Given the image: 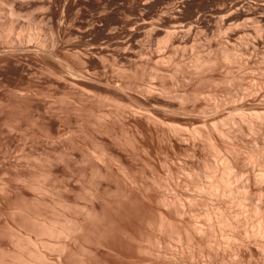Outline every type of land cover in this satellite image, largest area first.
Masks as SVG:
<instances>
[{
    "label": "rangeland",
    "instance_id": "374dc122",
    "mask_svg": "<svg viewBox=\"0 0 264 264\" xmlns=\"http://www.w3.org/2000/svg\"><path fill=\"white\" fill-rule=\"evenodd\" d=\"M0 264H264V0H0Z\"/></svg>",
    "mask_w": 264,
    "mask_h": 264
},
{
    "label": "bare ground",
    "instance_id": "6f19581e",
    "mask_svg": "<svg viewBox=\"0 0 264 264\" xmlns=\"http://www.w3.org/2000/svg\"><path fill=\"white\" fill-rule=\"evenodd\" d=\"M257 115H258V114H257ZM252 116H255V114L252 115ZM259 117H260V116H259ZM259 117H258V118H259ZM256 118H257V117H256ZM260 118H261V117H260ZM226 169H227V168H226ZM225 171H226V170H225ZM228 172H229V170H228ZM225 175H226V174H225ZM227 175H228V174H227ZM228 176H229V175H228ZM225 177H226V176H225ZM225 177L222 178V180H223V181H222V182H223L222 184H225V185H223V186L230 187V186H229V185H230V184H229V179H228L229 177H227V180H226ZM228 184H229V185H228ZM226 187H225V189H226ZM225 189H224V192H226ZM230 189H231V188H230ZM226 190L228 191V189H226ZM227 193L230 194L229 191H228ZM231 193H233V192L231 191ZM262 227H263V226H262Z\"/></svg>",
    "mask_w": 264,
    "mask_h": 264
}]
</instances>
